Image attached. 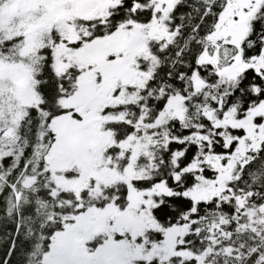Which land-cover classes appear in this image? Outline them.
Segmentation results:
<instances>
[{
	"label": "snow or ice",
	"instance_id": "snow-or-ice-1",
	"mask_svg": "<svg viewBox=\"0 0 264 264\" xmlns=\"http://www.w3.org/2000/svg\"><path fill=\"white\" fill-rule=\"evenodd\" d=\"M0 264H264V0H0Z\"/></svg>",
	"mask_w": 264,
	"mask_h": 264
}]
</instances>
